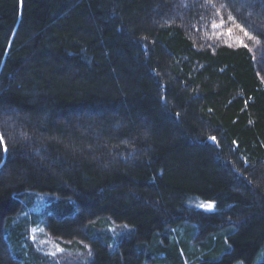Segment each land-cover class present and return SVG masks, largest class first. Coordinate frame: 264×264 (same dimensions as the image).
<instances>
[{
  "label": "trees",
  "instance_id": "obj_1",
  "mask_svg": "<svg viewBox=\"0 0 264 264\" xmlns=\"http://www.w3.org/2000/svg\"><path fill=\"white\" fill-rule=\"evenodd\" d=\"M0 264H264V0H0Z\"/></svg>",
  "mask_w": 264,
  "mask_h": 264
},
{
  "label": "rangeland",
  "instance_id": "obj_2",
  "mask_svg": "<svg viewBox=\"0 0 264 264\" xmlns=\"http://www.w3.org/2000/svg\"><path fill=\"white\" fill-rule=\"evenodd\" d=\"M46 201V199L36 198L32 206L33 210L31 212H40ZM30 240L36 247H40L42 250L47 251L57 257L61 256V254L65 252V249L62 248L65 242L62 240H54L51 236L45 233L43 229H41V231L38 229H32L30 232Z\"/></svg>",
  "mask_w": 264,
  "mask_h": 264
}]
</instances>
